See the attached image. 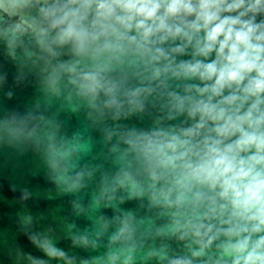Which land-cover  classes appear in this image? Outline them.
Instances as JSON below:
<instances>
[{
    "label": "clouds",
    "instance_id": "obj_1",
    "mask_svg": "<svg viewBox=\"0 0 264 264\" xmlns=\"http://www.w3.org/2000/svg\"><path fill=\"white\" fill-rule=\"evenodd\" d=\"M0 47L38 92L0 145L40 154L95 253L25 215L43 257L17 264H264V0H0Z\"/></svg>",
    "mask_w": 264,
    "mask_h": 264
},
{
    "label": "water",
    "instance_id": "obj_2",
    "mask_svg": "<svg viewBox=\"0 0 264 264\" xmlns=\"http://www.w3.org/2000/svg\"><path fill=\"white\" fill-rule=\"evenodd\" d=\"M7 73V83L0 88V116L8 111H25L38 96L37 86L32 77L23 84L17 85L14 77L16 68L6 57L0 47V74ZM12 91L8 99L6 92ZM69 131L80 126L82 118L62 115ZM30 193L29 198L21 200L23 190ZM70 195H58L55 186L47 177V169L40 154L30 147L25 151L0 145V264H17L16 252L21 250L36 257H43L22 231L21 217L30 215L33 224L26 228L28 233L53 230L58 246L70 254L81 257L95 253L79 248H72L65 236V223L75 220L81 229L87 227L84 217L71 214ZM130 206V205H129ZM21 264L26 262L21 261ZM55 264V262H53Z\"/></svg>",
    "mask_w": 264,
    "mask_h": 264
}]
</instances>
